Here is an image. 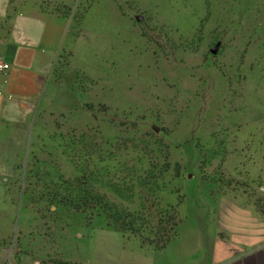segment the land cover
<instances>
[{"label":"rangeland","instance_id":"obj_1","mask_svg":"<svg viewBox=\"0 0 264 264\" xmlns=\"http://www.w3.org/2000/svg\"><path fill=\"white\" fill-rule=\"evenodd\" d=\"M30 5L66 30L41 97L0 120V264H177L214 197H264V0H11L4 14ZM74 164L148 222L174 207L178 236L155 251L55 212L42 187Z\"/></svg>","mask_w":264,"mask_h":264},{"label":"crops","instance_id":"obj_2","mask_svg":"<svg viewBox=\"0 0 264 264\" xmlns=\"http://www.w3.org/2000/svg\"><path fill=\"white\" fill-rule=\"evenodd\" d=\"M10 3L0 0V20L8 25L0 58L10 64L7 71L0 72V120L11 109L28 108L41 97L60 48L58 40L66 30L62 16L42 12L37 5L24 6L27 9H18L14 15L4 14ZM212 203L207 205L208 214H213L210 229L191 232L177 264H264V215L252 198L220 194Z\"/></svg>","mask_w":264,"mask_h":264},{"label":"trees","instance_id":"obj_3","mask_svg":"<svg viewBox=\"0 0 264 264\" xmlns=\"http://www.w3.org/2000/svg\"><path fill=\"white\" fill-rule=\"evenodd\" d=\"M88 158L91 159V157ZM74 165L77 176L64 179L60 175L53 184L42 187L47 205L54 206L55 212L62 211L74 216H85L86 223L89 225L92 224L94 218L102 216L108 229L136 237L143 245L157 251L164 249L176 236L181 219L174 207L166 208L154 224L148 222L141 216L139 209L129 208L101 192L97 187L98 178L95 170L86 173L85 169ZM104 170L106 174L111 172L109 167ZM136 176L134 175L133 179H136ZM138 178L140 180L138 185L145 187L147 185L145 180L141 181L140 176ZM120 183L118 179L111 180L106 182L105 187L123 200L130 201L129 199L133 196H129L128 188L125 189ZM159 187L157 183L153 191L157 192ZM254 204L257 210L264 215V197L256 196Z\"/></svg>","mask_w":264,"mask_h":264},{"label":"built area","instance_id":"obj_4","mask_svg":"<svg viewBox=\"0 0 264 264\" xmlns=\"http://www.w3.org/2000/svg\"><path fill=\"white\" fill-rule=\"evenodd\" d=\"M10 68V64L4 59L0 58V72L7 71Z\"/></svg>","mask_w":264,"mask_h":264},{"label":"water","instance_id":"obj_5","mask_svg":"<svg viewBox=\"0 0 264 264\" xmlns=\"http://www.w3.org/2000/svg\"><path fill=\"white\" fill-rule=\"evenodd\" d=\"M135 18H136V20H139V19H140L139 16H136ZM218 44H219V42H217V43L214 45V47H212V48L210 49L211 52H212L213 54H215V53L217 52ZM155 130H157V129H155Z\"/></svg>","mask_w":264,"mask_h":264}]
</instances>
